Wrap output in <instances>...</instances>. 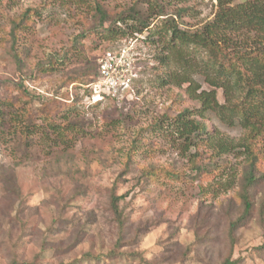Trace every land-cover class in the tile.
Here are the masks:
<instances>
[{"label": "rangeland", "instance_id": "1", "mask_svg": "<svg viewBox=\"0 0 264 264\" xmlns=\"http://www.w3.org/2000/svg\"><path fill=\"white\" fill-rule=\"evenodd\" d=\"M136 1L0 0V80L7 81L1 84L0 100L11 101L8 109L18 123L22 109L27 110L36 131L29 148L19 146L14 128L11 132L6 128L0 135V162L13 170L20 191L19 196L10 195L0 182V212L13 207L0 225V264H9L11 249L2 242L10 226L12 233L19 231L14 219L18 211L27 234L14 250L32 260L44 241L47 250L39 258L42 263L221 264L228 256L227 216L236 211L230 198L234 185H238L235 174L242 159L234 152L212 156L204 142L206 135L196 148L174 134V117L185 109L200 107V102L191 98L187 83L181 87L162 85L161 78L177 65L160 62L158 56L168 52L158 41L159 34L151 37L155 42L136 43L137 48L146 47L144 58L137 64L140 77L133 92L94 105L85 99L87 89L78 78L87 80L84 70L99 63L103 53L122 39L120 34L115 39L105 37L110 33L105 30L109 22L104 28H92L97 2L107 10L111 21ZM159 2L166 5L167 15L179 6L196 8L197 16L192 12L183 20V26L192 29L210 20L218 7L217 0ZM139 7L145 9L147 4ZM29 9L22 28L12 32L13 20ZM166 17L156 18L152 30ZM119 25L125 28V24ZM202 56L200 51L189 56L192 68L201 63ZM48 60L55 63L54 69L47 67ZM192 77L210 89L202 74ZM219 100L224 102L221 91ZM204 116L199 118L213 136L238 145L244 131L236 115L232 123L221 121L213 111ZM137 136L140 141L135 140ZM134 140L138 145L132 151ZM193 160L203 168L199 175L192 169ZM149 166L168 168L167 175L142 181V171ZM116 181L119 195L128 192L120 201L127 218L128 242L121 249L124 255L106 258L118 232L108 209L109 190ZM261 192L259 188L256 199ZM61 198L67 205L64 217L69 222L49 232ZM140 223L143 230L137 232ZM81 229L83 241L72 245L76 231ZM237 236L233 259H242L240 264H264L262 254L255 249L264 244L259 222L241 227ZM87 251L99 255L102 261L83 258Z\"/></svg>", "mask_w": 264, "mask_h": 264}, {"label": "trees", "instance_id": "2", "mask_svg": "<svg viewBox=\"0 0 264 264\" xmlns=\"http://www.w3.org/2000/svg\"><path fill=\"white\" fill-rule=\"evenodd\" d=\"M143 4H147V8L139 7ZM217 4L218 7L214 16L201 26L192 29L187 26L184 27L183 20L189 13L193 12L196 14L195 16L198 15L193 6H179L174 12H169L170 15H167L166 5L161 4L159 0H138L110 21L107 10L100 2H97L94 15L96 24L92 28L97 30L104 28L105 24L109 22L108 27L105 28V30L110 31L105 36L107 39H115L118 34H120L119 37L124 38L126 35L132 36L149 30L153 34L147 36V42H155V40H151V37L158 33V41L163 43L164 50L168 52L158 56L160 62L169 66L171 63L177 65L176 70L169 71L161 78L162 85L173 83L181 87L187 83L189 84L187 92L191 98L200 102V107L193 110L185 109L174 117V134H177L179 139L188 141V143L191 141L196 148H200L199 140L206 135L208 139L204 142L211 150L212 156L215 157L232 152L239 153L241 156L242 162L240 164L242 166L238 170L239 174H235L238 185H234L232 198H230L232 207L236 211L227 216L226 234L230 251L221 262V264H240L242 259H233L234 246L238 240V230L255 220L259 222L264 236V0H244L237 3L236 0H217ZM30 11V9L27 10L21 18L13 20L15 30L12 32L22 28L20 26L25 23ZM162 16L167 17L155 25L153 31L151 25L156 18ZM122 23L125 24V28L119 25ZM13 36L12 39L16 41L14 34ZM196 51L203 52L205 56H202L199 65L196 64L192 68L189 56ZM14 58L21 64L17 54H14ZM46 63L48 64L47 67L55 68V63L52 61L48 60ZM98 67L97 62L95 66H89L83 72V75L88 79H78L84 81L85 85L94 81L98 75ZM196 73L205 77V82L210 89L203 88L195 81L192 74ZM3 82L6 83L7 81L0 80V87ZM12 83L16 84L15 82ZM20 85L22 86V84ZM219 91H221L224 102L219 100ZM9 101L0 100V135L6 128L10 132V129L14 128L13 133L18 134L19 146L29 148L34 141L33 137L36 132L31 124L29 113L23 108L22 118L18 123L14 118L15 114L8 109V106H11V101ZM209 111L216 113L225 123L230 121L232 123V117L237 116V122L244 131L238 145H234L228 139H219L209 132L206 122L199 118H204V114ZM227 115L231 116L228 117ZM49 126L57 132V128L53 124ZM135 140L140 141L141 139L137 136ZM137 145L138 142L135 141L132 151ZM129 153H131L130 150ZM196 154L198 153H195V156ZM219 167L217 166V168ZM192 169L196 170L198 175L203 172L202 166L198 165V160H193ZM167 170L168 168L165 167L149 166L142 171V181L160 179L167 175ZM175 174L179 173L172 172V175ZM178 176L176 175L177 178ZM0 182L3 184L4 191L10 195L19 196V186L16 183L13 170L8 169L1 162ZM259 188H262L261 196L256 199ZM118 189L119 184L116 181L108 194V209L113 213L114 221L118 225V232L114 247L106 254V258L124 255L121 249L128 242L125 238L128 231L127 218L120 206V201L126 198L128 192L119 195ZM230 189H232L231 186ZM61 200L63 201L62 198ZM59 204L57 216L47 228L49 232L59 230L62 223L69 222L64 217L67 210L65 201ZM4 205L8 204L4 203ZM7 208L8 211L4 209V212H0L1 226L5 221L4 215H10V210L13 207L11 208L10 205ZM19 215L20 211L14 215V219L20 225L19 231L12 233L13 228L10 226L7 230V239L2 242L11 249L9 264H47L39 262L40 256L47 250L44 241L32 260L17 255L14 250L23 236L27 234V228ZM7 223L12 224L10 221ZM141 225L143 224L137 225V232L143 230ZM81 233L84 234L83 229L79 232L76 231L72 245H79L83 241L84 236ZM67 249H71V247ZM255 249L260 251L261 257L264 258V244ZM82 257H91L97 262L102 261L100 256L93 255L92 251L85 252ZM75 263L61 261L59 264Z\"/></svg>", "mask_w": 264, "mask_h": 264}, {"label": "built area", "instance_id": "3", "mask_svg": "<svg viewBox=\"0 0 264 264\" xmlns=\"http://www.w3.org/2000/svg\"><path fill=\"white\" fill-rule=\"evenodd\" d=\"M139 41L147 44L145 32L124 37L118 46L103 53L99 59L96 79L84 85L87 89L85 96L87 103L93 105L101 100L115 99L134 91L140 77L137 64L144 58L142 52L146 47L137 48L136 43Z\"/></svg>", "mask_w": 264, "mask_h": 264}]
</instances>
